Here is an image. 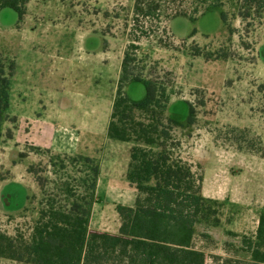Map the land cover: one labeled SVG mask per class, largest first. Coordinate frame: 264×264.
I'll use <instances>...</instances> for the list:
<instances>
[{
	"label": "rangeland",
	"instance_id": "374dc122",
	"mask_svg": "<svg viewBox=\"0 0 264 264\" xmlns=\"http://www.w3.org/2000/svg\"><path fill=\"white\" fill-rule=\"evenodd\" d=\"M242 1L219 0L202 16V4L186 0L182 9L195 19H167L163 2L159 17L144 18L136 0H30L20 23L15 11H1L0 61L12 75L0 137V230L30 238L48 199H64L63 184L88 175L74 160L82 155L100 166L90 230L118 234L117 206L139 196L123 166L135 143L105 132L127 52L135 75L167 85L163 121L182 125L171 132L176 155L203 177L202 194L217 197L206 202L197 239L210 248L206 227H255L264 205V13L243 20ZM125 93L139 102L146 88L131 83Z\"/></svg>",
	"mask_w": 264,
	"mask_h": 264
},
{
	"label": "trees",
	"instance_id": "16d2710c",
	"mask_svg": "<svg viewBox=\"0 0 264 264\" xmlns=\"http://www.w3.org/2000/svg\"><path fill=\"white\" fill-rule=\"evenodd\" d=\"M185 1L136 0L135 11L144 18L159 17L163 2L171 11L166 13L167 19L192 18L182 9ZM29 2L0 0V12L15 11L20 23ZM191 2L202 4V16L220 5L219 0ZM208 2L213 3L205 6ZM240 9L243 20L253 13L261 15L264 0H243ZM221 18L227 22L225 13H221ZM129 48L136 50L138 45ZM134 60L129 52L125 54L107 130L112 140L135 143L127 180L139 196L134 206H117L121 220L118 234L90 230L100 166L90 157L76 156L74 160L83 162L89 170L86 178L74 185L64 183V199H58L60 195L48 199L30 238L11 237L0 230V258L26 264H208V255L194 243L197 223L208 202L202 194L203 177L176 155L178 143H173L171 132L174 126L182 125L173 119L167 124L163 121L169 103L167 85L135 75L131 69ZM11 75L0 61V137L9 119ZM131 83L145 85L142 101H132L125 93ZM137 112L145 117L137 120ZM195 120L196 109L189 104L187 124L193 125ZM241 244V251L249 254V260L242 255L238 259L212 255L213 263L264 264V208L255 236L242 237Z\"/></svg>",
	"mask_w": 264,
	"mask_h": 264
},
{
	"label": "crops",
	"instance_id": "0c3cea01",
	"mask_svg": "<svg viewBox=\"0 0 264 264\" xmlns=\"http://www.w3.org/2000/svg\"><path fill=\"white\" fill-rule=\"evenodd\" d=\"M1 13V12H0ZM112 113V111H111ZM111 118V116H110ZM110 122V121H109ZM109 126V124H108ZM92 130V129H91ZM107 130L108 127H105V132H106V138H108V140H112L108 137L107 135ZM97 128L96 125L93 129V131H91L92 133H89V135L96 137L97 136ZM113 141V140H112ZM130 155H127V159L125 161V164H123V166H125L126 170H128L129 167V163H130ZM205 189H203V196L207 199H215L217 198L216 196L213 195V193H211L210 191L208 193L204 192ZM226 199H231L228 198L227 195L226 197H224L223 200ZM236 206V205H234ZM264 208V205L262 206H257V210L258 209ZM261 210H258V213L260 214ZM259 214L257 215V220L255 222V227H206L205 228V234L208 235H204V237H211V243H213V247L208 248L203 239L198 240L197 237L198 235H195V246L197 249L203 250L207 255H208V260L207 263L210 264V262L212 261L211 256L212 255H216V256H221L222 258H232V259H238L241 258V255L243 257H245L246 259H250L249 254L247 253H243L241 251L242 248V237L244 236H255L257 228H258V222H259ZM231 220H233V217L229 218V221L231 222ZM232 223V222H231ZM120 228V227H119ZM98 230V229H97ZM104 231V230H100ZM118 231V230H117ZM198 242H201L202 244L198 245ZM244 255H243V254Z\"/></svg>",
	"mask_w": 264,
	"mask_h": 264
}]
</instances>
